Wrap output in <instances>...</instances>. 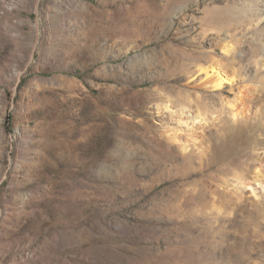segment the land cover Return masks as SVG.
<instances>
[{"label":"rangeland","instance_id":"374dc122","mask_svg":"<svg viewBox=\"0 0 264 264\" xmlns=\"http://www.w3.org/2000/svg\"><path fill=\"white\" fill-rule=\"evenodd\" d=\"M169 100L197 117L187 149ZM247 183L264 0H0V264H264Z\"/></svg>","mask_w":264,"mask_h":264},{"label":"bare ground","instance_id":"6f19581e","mask_svg":"<svg viewBox=\"0 0 264 264\" xmlns=\"http://www.w3.org/2000/svg\"><path fill=\"white\" fill-rule=\"evenodd\" d=\"M224 50L229 53L231 46L229 44L225 45ZM200 70L206 74V83L212 91L221 90L223 89L224 84L232 82L231 78L227 77L222 71L216 58L213 60L212 65L201 67ZM175 106V103L169 100L162 102V106L159 105V109L164 112L163 114L167 113L168 116L171 117L172 122H177L179 125L190 127L188 131H174L170 134V139L173 142L180 144L187 149L190 146L191 139L195 138L197 133L195 131L198 130V125L195 122L197 117H193L191 110L187 107H181L179 110H175ZM255 181H258V179ZM247 185L251 188L248 191L250 195L258 196L264 200V188L262 186L259 187L255 183H247Z\"/></svg>","mask_w":264,"mask_h":264}]
</instances>
